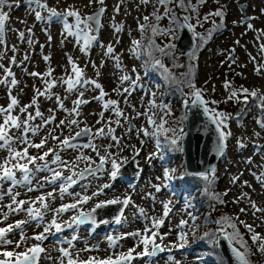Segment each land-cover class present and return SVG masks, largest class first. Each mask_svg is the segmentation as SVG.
<instances>
[{"label":"rangeland","instance_id":"374dc122","mask_svg":"<svg viewBox=\"0 0 264 264\" xmlns=\"http://www.w3.org/2000/svg\"><path fill=\"white\" fill-rule=\"evenodd\" d=\"M197 2L198 0H192L193 4H197ZM8 3L12 6L3 8V11L9 13V20L6 22L2 36L5 43H0V65H3L0 67V81L12 79V77H6L5 73V69H10L18 83L15 86L10 83H0V107H6L10 102L9 92L11 96H15L20 101L21 106L29 104L36 95L35 89L44 91L45 88L42 79L33 77L30 73L43 74L51 67L54 69L52 78L65 77L66 72H70L71 69L67 63V55H71L84 70L87 79L96 80L103 86L107 93L104 99L118 101V107L123 113V116L118 117L113 110H105L103 108L104 101L94 99L99 95V91L92 85H80L78 86L79 91L73 92H67L65 90L66 85H57L51 92L62 98L64 108L67 111L60 110L54 95L51 98L47 96L38 97L39 110L43 113V117L47 119L49 115H54L55 121L43 125V120L36 117L31 122L32 126L42 125V127L34 136L29 133L28 139L32 143H39L41 138L47 137V143L45 147L39 150L28 147L29 155L39 157L48 148L59 150L60 142L53 140L52 136L61 135V129L57 127L61 120L73 118V115L70 114L73 101L79 97V92H83V99L89 102L80 105V115L76 117L80 121L79 127L69 128L65 125L63 136L75 135L85 125L92 129L93 133L101 127L107 132L108 122L111 121V127L115 129L114 135L121 138L120 145L123 151L120 152V156L128 159L134 156V164L128 166L132 172L134 171V174L121 177L114 182L110 180L107 172L98 174V176L87 175L77 185L69 188L63 199L60 198V181H57L55 185L44 183V178L51 175L47 171L34 173L30 185L36 189L34 191H29L28 185L21 184L13 188L12 195H8L11 182H4L0 185V196L3 197L0 199V227L6 226L7 223L15 224L17 220L28 221V223L22 226L23 234L27 237L26 244L21 242L19 249L14 244L0 245V253L3 251H24L26 247L39 243L44 251L39 254L38 264H61L62 260L63 264H67V258L62 257L60 248H68V244L60 241L70 240L75 234L79 239L73 241V247L70 249L74 259L77 253L80 260H87L89 257L98 260H103L109 256L115 258L120 252H127L129 248L135 247L137 240L125 237L116 240L115 247H112L107 237H122L124 233L142 231L146 221L140 215L139 209L141 208L144 209L149 218L164 219V224L159 229L164 239L161 241L157 238L156 242L161 244L165 250L155 257H141L136 255V253L143 251V245H140L135 248L133 254L135 259L131 264H171L168 260L169 249H171V255L181 264H218V260L209 255L211 249L208 244L210 243L207 241L199 242L196 238V230L201 225V221L204 222L207 214L209 216L212 214L217 218L227 215L234 220L239 217V220L251 224L256 232L264 236V212L255 211L250 203V201H254L258 207L259 202H261L263 204L261 208L264 209V183L257 179V177L264 178V130H261L256 123L260 113L254 102H250L252 105H244L235 100L225 102L229 93L224 88L225 81H229L235 89L243 86L249 89H257L264 94V50L260 47L261 44H264V32L261 31L264 30V0H218V2L217 0H205L199 3L202 26L197 27V32L203 30L204 21L201 13L206 14L208 10L214 11L221 6L225 12L223 27L216 30L205 43H201L199 48L195 47L197 44L195 39V46L191 50L195 49L198 57L196 59L198 65L197 85L207 88L205 93L207 99L219 101L213 107L218 111L231 114V119L227 121V124L232 135L227 138L225 149L215 164L214 183L211 185L213 192L220 194L224 203L211 198L210 202L201 199V194L195 188V183L180 173L182 154L174 151L165 142L163 131L157 135L144 136L142 132L139 136L137 135V130L143 128L148 129L149 133L155 132V127L147 122L148 116H152L157 125L161 123V117H163L168 122L164 127H173L180 111L182 115L181 96L178 93H165L162 85L152 80L136 56L129 52L132 40H141L142 38L137 28L138 22L143 23V17L145 15L150 16L154 11V5L159 8V5H156V0H150L148 4L142 3L141 0H104L106 11L101 17V27L95 33L98 35V40L92 43L87 53L80 51L82 40L77 42L74 37L62 35V25L59 22L48 24L46 21H37L34 13L29 10L27 0H8ZM56 3L57 0H49L50 6L56 5ZM242 4L244 5L243 13L239 10V5ZM68 5H75L82 15L90 14L99 7L95 3L89 5V0H60L58 7L63 9ZM117 5L120 6L118 12L116 11ZM160 12H163L162 8ZM243 16L246 19L241 20ZM162 20L168 26L167 17ZM213 20L215 21V18L210 17L205 23H213ZM22 21H26V23H22ZM249 23L253 25L251 29L248 28ZM114 24L120 27L119 32L114 30ZM27 28H32L31 34L27 32ZM19 31L25 32L23 40L19 38ZM49 34L52 37L50 42L48 41ZM29 39L32 40V43L28 42ZM109 43L114 48V55L120 57L122 71L121 68H117L116 62L111 56L105 55ZM13 46H15V51H13ZM44 56H49L50 59L45 61ZM12 57H15V63H12ZM258 67L261 69L259 72L256 70ZM133 68L136 70L135 73L132 71ZM137 73L140 76V81L134 90L129 88L127 82L121 85L120 76L128 74L135 79ZM205 81H207V85H205ZM213 86H215V91L212 90ZM122 88H129V92L125 94ZM152 93H155L156 107H151L149 103L153 99ZM160 105H169L171 115L165 116V110ZM29 111L35 115V106ZM101 112H103V118L100 116ZM138 113H147V115H137ZM13 114L20 115L22 119L25 118L24 114L20 113L19 108H16ZM235 116L238 121H235L237 120L234 119ZM117 120H119V125L116 123ZM97 121H101V123L98 124ZM130 125L131 131H129ZM255 132H259L260 135H254ZM20 134L16 129L12 130L14 137ZM78 140L87 142L88 137L81 136ZM158 141L159 148L157 147ZM238 141H242L244 146L241 147ZM93 142L98 146H103L101 147V154H104V149L109 144L114 143L110 136L95 137ZM27 146L19 141L11 144L12 149L20 151ZM109 150L113 153L118 151L115 146ZM136 150H139L138 157ZM81 153L91 157L97 163L99 162L95 152L91 149L79 148L60 151L62 160L72 164L76 172L87 166L85 160L77 159ZM150 153L155 154L151 159L149 158ZM7 156V149L0 148V161H3ZM249 158L251 159L250 163ZM46 159L51 161V154ZM36 163L42 162L37 160ZM49 166L57 167L53 164ZM29 167H34V165H29ZM106 168H110V165H106ZM165 169L176 170L172 179H164ZM60 170L65 176L70 174L64 169ZM16 176L17 179L22 178L19 171H17ZM209 176L212 177V173H209ZM233 177H238V179L233 182ZM105 183H111L113 186L110 189H105L104 195L95 197L84 204L83 210L89 211L101 200L116 198L123 200L130 197V203L124 206L120 224L112 220L95 226L91 224L80 225L75 228V232L73 229L65 228L62 233L50 235L48 239L43 241H36L32 238L43 231L44 224L52 219L54 209L59 208L61 204L74 202L78 193L83 195L86 192L91 196L99 185ZM41 184L44 186L40 187ZM85 185L88 186L86 189ZM155 185H160L161 190L159 192L156 191ZM261 185H263L262 188ZM49 192L55 196L54 200L47 197ZM213 192L211 191V193ZM16 193H19L16 196L17 200L36 201V198L41 195L47 198L46 202L50 206L49 209L41 208L39 201H36L34 205L44 213L43 222L32 220L26 211L10 210L8 205H11L13 209L16 208V205L12 203V196H15ZM149 193L152 195L149 196ZM194 196L195 199L193 200L192 197ZM164 202H170L169 214L166 217L164 216ZM207 203L209 212L208 209L202 208ZM28 206L29 204H25L24 208L26 209ZM109 206L97 211V220L107 218L119 207V205L112 208ZM241 208L246 211L241 213ZM5 213H7L6 220ZM188 213L196 217L195 225L198 227L195 228L194 234L193 221ZM77 214L78 211L65 212L58 216V222L70 221V217ZM182 219L188 221V226L179 227ZM235 222L251 248L249 257L251 264H264V252L258 251L253 245L248 230L238 220ZM147 223L151 226L150 219ZM52 231L54 232V230ZM181 231L188 234V242L183 249L173 247L174 244H179L178 234ZM165 233L167 235H164ZM8 239L14 242L20 241V230H15L14 234L8 236ZM86 248L91 250H85ZM0 259H6V257L0 255Z\"/></svg>","mask_w":264,"mask_h":264},{"label":"snow or ice","instance_id":"6c2138e0","mask_svg":"<svg viewBox=\"0 0 264 264\" xmlns=\"http://www.w3.org/2000/svg\"><path fill=\"white\" fill-rule=\"evenodd\" d=\"M142 3L148 4L150 0H141ZM202 0H198L197 4H193L192 0H156V5H159L157 8L154 5V11L150 14L151 19L155 21V23H150V16L145 15L143 17V23H139L137 25L138 31L141 33V37H144L145 32H150V35L147 38V43H143V39L137 40L133 39L131 42V47L129 48V52L136 56L140 57L141 55L146 54L147 59L142 64V67L146 70L149 68L156 69L159 71L160 76L163 81L168 84L176 83L178 85L186 86L188 88L187 92H183V88H181L183 99L182 104L185 108L191 107H200L203 109V113L208 117L210 122L215 125L216 132L218 133L217 141L214 147V151L218 154H222L223 150L226 146V140L229 136L232 135L231 131L228 129L227 121L231 119V114L218 111L213 105L219 103L217 100H209L206 98L205 93L207 91L206 87H198L196 83V73L193 71V63L194 59H198L196 52L192 51L187 53L188 56V71L182 72L179 74V78L165 64V59H170L173 61V67L175 68H183L185 65L177 64L175 61L177 60V46L176 41L179 39L181 32L185 29L190 31L193 35V38L198 41L196 44V48H199L201 43H205L208 39L211 38V31L208 33H200L197 32L196 29L198 26H202L201 17L199 14V3ZM218 2V0H217ZM29 10L34 13L35 19L37 21H46L48 24L53 22H59L62 25V35L74 37L77 42L82 40V45H80V51L82 53H87L89 47L92 45L94 41L98 40V37L95 33L101 27V17L102 14L106 11L104 6V0H89V5L95 3L98 4L99 7L91 14L82 15L81 11L75 5H68L67 7L60 9L58 7L60 0H57L56 5L50 6L49 0H27ZM11 7L12 5L8 3V0H0V43H5L2 39L3 33L6 28V22L9 20V13L3 11V8ZM119 5L116 6V11H119ZM163 9V12H160V9ZM178 10L183 11L184 15H179ZM193 14H195V19L193 18ZM225 16V12L223 10V6L217 8L216 10L209 12L204 15L203 20L207 21L210 17H220L223 19ZM167 17L168 26L166 28H162L159 26V21L163 18ZM251 19V18H250ZM22 23H26V21H22ZM213 24L215 21L213 20ZM114 30L119 32L121 29L117 25H113ZM219 27H223V25H218ZM253 25L251 23L248 24V28L251 29ZM29 34L32 33V28L26 29ZM47 31V29H45ZM264 32V30H261ZM19 38L21 40L25 37L24 31L18 32ZM157 37L165 38V42L163 44L156 43ZM52 39L51 35H48V41L50 42ZM29 43H32V40L29 39ZM238 43V42H237ZM103 47V45H101ZM43 47V46H42ZM261 49L264 50V44H261ZM13 51H15V46H13ZM105 55H109L116 62L117 68H121L120 65V57L118 55H114V48L111 43L108 44ZM183 55V53H182ZM27 59V56H25ZM43 59L48 61L50 59L49 56H44ZM12 63H15V57H12ZM67 63L71 66L70 72H66L65 77L62 78H52L54 69L49 67L46 73H38L32 72L30 73L33 77H40L44 83V91L40 89H35L36 95L32 98L29 104H25L21 106L20 101L15 97L11 96L9 92L10 102L6 105V107H0V148H6L8 151V156L0 161V185L4 182H11V186L8 189V195H12L13 188L17 185H28L29 191H34L36 189L32 188L30 185L32 184V179L34 177L35 172L47 171L51 175L44 178V183L55 185L57 181H60V198L63 199L65 193L68 192L69 188L73 185H77L81 180L85 179L87 175H97L107 172L111 181H116L120 179L122 176V167L124 164L128 163L127 157H121L120 152L123 151V148L120 145L119 137L114 135L115 129L111 127V121L108 122L107 132L103 127L96 129L95 133L92 132L87 125L85 127L80 128L79 131L75 133V135L63 136V127L66 125L71 128L73 126L79 127L80 121L76 118L80 115V105L87 104L89 101L83 99L84 93L79 92V97L73 101V107L70 110V114L73 115L71 120H61L59 127L61 129V135L52 136L53 140H58L60 142L59 150L54 148H48L47 151L43 152L39 157L29 155L28 147H34L36 149H41L45 147L47 143V137L41 138L39 143H32L28 139V134L31 133L33 136L36 135L42 125L32 126L31 122L36 119V117H40L43 120V125L51 124L55 121L54 115H49L47 119L43 117V113L39 110L38 97L47 96L51 98V96H55L57 104L60 110L67 111L64 108L62 98L52 93L51 90L55 88L57 85L65 86L67 92L79 91L78 86H88L92 85L95 89L99 91V95L94 97L97 100H103V108L105 110H113L118 117L123 116L122 111L118 107V101L108 99L105 100V96L107 93L104 91L103 86L98 83L96 80H90L85 77L84 70L79 66V64L73 59L71 55H67ZM95 66V65H94ZM3 67V65H0ZM123 69L121 68V71ZM257 72L261 69L258 67ZM135 73V68L132 69ZM6 77H12L10 81L7 79L0 81V83L8 84L10 83L12 86L17 85L18 81L15 79L14 73L10 69H5ZM99 75V73H97ZM121 85L125 82L129 84V88L132 90L135 89L136 85L140 81V76L137 73L135 79L131 75L124 74L119 77ZM205 85H207V81H205ZM142 87V86H141ZM129 88H122V91L127 94L129 92ZM224 88L228 91V96L225 102L235 100L238 103H243L244 105H249L250 102H254L256 109L260 113V116L257 118L256 123L260 127L261 130H264V94H262L257 89H249L247 87L240 86L239 89H235L231 86L229 81H225ZM213 91H215V86H213ZM115 91V89H114ZM153 99L149 102L151 107H156L155 101V93H152ZM35 106L36 111L35 115L29 109ZM160 107L165 110V116L171 115V107L169 105H160ZM16 108H19L21 114H24V117L20 115H14L13 112ZM137 115H147V113H138ZM155 115V114H153ZM101 118H103V112L100 113ZM187 119L186 114L182 115L179 118V125L177 127H164L168 122L166 119L161 117V123L157 125L156 121L153 120L152 116H148V124L153 125L155 127V132L149 133L148 129L143 128L137 130V135L139 136L141 132L144 136L149 135H157L161 131L166 135L169 145L172 147L174 151H184L182 147V140L186 136L184 131L183 122ZM97 123H101V121H97ZM117 125H119V120L116 121ZM16 129L21 134L19 136H13L12 130ZM129 131H131V125L129 127ZM168 133H171V136H167ZM254 135L259 136V132H255ZM84 136L88 137L86 143L78 144L76 141L79 137ZM110 136L111 140L114 142L113 144H109L107 148L104 149V154H101V147L96 145L93 140L95 137H103ZM21 142L26 145L22 151L14 150L11 148V144L14 142ZM143 143V141H141ZM238 144L243 147V142L238 141ZM115 146L118 151L116 153L111 152V149ZM134 147V146H132ZM157 147H160L159 141L157 142ZM91 149L95 152L98 157V163L94 161L89 156H84L83 153L77 159H83L86 161L87 166L76 172L75 167L70 164L68 161L62 160L60 151L65 149ZM51 154L52 160L48 161L46 158ZM155 155L153 153L149 154V158ZM136 156H139V150H136ZM37 160L42 163L37 164ZM24 161V162H21ZM251 159L249 158V163ZM56 165V168H52L49 165ZM29 165H34V167H29ZM93 165H95L93 167ZM106 165H110V168H106ZM60 169H64L68 171L70 174L65 176ZM19 171L22 174L21 179H17L16 173ZM175 169H165L163 176L164 179L170 180L173 178L175 174ZM212 177L210 178L208 171H201L196 173L197 176L203 178L206 181V186L204 191L207 193L209 191V187L214 183L215 177V168L211 169ZM157 179H160L157 177ZM238 177H233V182L237 180ZM258 180H261L264 183V178L257 177ZM245 183H247L245 181ZM44 185L41 184L40 187ZM113 185L111 183H105L103 185H99L97 190L92 192L91 196L88 194H76V198L72 203L61 204L59 208L53 210L52 219L44 224L43 231L39 234L32 237L36 241H43L49 238L50 235L60 234L65 228L73 229L75 232V228L83 225L85 223H89L93 226L97 225L98 221L96 219V213L101 208H106L109 205H123L127 206L130 203V197H126L123 200L116 199H108L98 201L94 207H92L89 211L85 212L83 210V205L87 204L90 200L95 197H99L100 195H104L105 189H110ZM85 189L88 187L84 186ZM156 191L159 192L161 190L160 185H155ZM71 195V193H69ZM19 193H16L15 196H12V203L16 205V208H12L11 205H8L10 210L20 212L26 211L28 215L32 218V220H36L38 222H43L44 213L41 212L40 208H36L34 205L36 201L40 202L41 208L47 210L49 209V204L46 202V197L41 195L36 198V201H25V200H17L16 196ZM149 196L152 194L149 193ZM227 195V193H224ZM47 197H51L53 200L55 196L53 193L49 192ZM3 197L0 196V199ZM211 199L218 200L220 203H224V201L220 198V194L215 192L211 193ZM169 203L164 202V216L166 217L169 214ZM253 209L257 212H264V209L257 207L254 201H250ZM29 204V206L25 209L24 205ZM68 211H78L77 215H73L70 217V221H62L58 222V216L62 215ZM140 215L144 217L146 223L144 229L136 230L129 233H124L122 237H114L108 236L107 239L109 241L110 246L115 247V242L118 239H122L125 237H131L137 240L135 247H131L127 250V252H120L115 258L109 256L103 260H98L94 257H89L87 260H80L79 254H76V258H73V253L70 249L73 247V241L79 239L77 235H73L70 240H62L61 243H67L68 248H60V252L62 257L67 258V264H131V262L135 259L133 255L135 253V248L143 245V251L136 253L137 256L141 257H155L158 253L163 252L165 249L161 244L157 243V238L161 241L164 239V236L160 234L159 229L164 224V219H157L155 217L149 218L144 209H139ZM246 210L244 208L240 209L241 213H244ZM5 215V220L7 219V213ZM190 219L193 221V234L195 232V228L198 227L195 225L196 217L191 213H188ZM123 217V207L120 210V214L113 217L115 223L120 224L122 222ZM151 220V226L147 223L148 220ZM236 220L242 224L248 232L251 234V240L253 245L256 246L257 250L260 252H264V236L261 233L256 232L251 224L246 223L243 220H239V217H236L235 220L232 217L227 215H222L219 218L216 217H205V223L211 221L217 227L213 230L204 233L205 239H208L209 242L213 245V247H217L221 238L226 240L231 247V251L233 253L235 264H251L249 259L251 254V248L249 247L247 241L243 238V235L240 233V230L237 226ZM107 219L99 221V223H108ZM28 223V221L17 220L15 224L7 223L6 226L0 227V245H15L17 249L21 247V242L26 244L27 237L23 234V225ZM75 226V227H74ZM188 226V221L181 220L179 227L184 228ZM231 229V231H229ZM15 230H20L21 232V240L13 241L8 239L9 235L14 234ZM54 230V232L52 231ZM164 235H167L165 233ZM187 233L181 231L178 234L179 244H174L173 247H179L183 249L187 244ZM238 245V246H237ZM91 250V249H85ZM44 249L40 247L39 243L33 244L31 247H26L24 251H3L0 253L6 259H0V264H38L39 254L43 252ZM169 251L168 260L171 264H181L180 261L176 260L175 257L171 255V249ZM63 264V260L61 262ZM218 264H224L223 260L218 261Z\"/></svg>","mask_w":264,"mask_h":264},{"label":"water","instance_id":"95a60500","mask_svg":"<svg viewBox=\"0 0 264 264\" xmlns=\"http://www.w3.org/2000/svg\"><path fill=\"white\" fill-rule=\"evenodd\" d=\"M239 10L241 13L244 12V5H239ZM93 13V12H92ZM91 14V13H90ZM246 19L245 16L241 17V20ZM195 45V39L190 31L187 29L183 30L176 41L177 54L182 55L190 52ZM182 114L187 116V119L183 122L184 131L186 136L182 140V160L183 167L187 174L196 175V173L201 171L211 172V169L215 167V164L221 154L214 151V147L217 141L218 133L216 132L215 125L210 122L208 117L203 113V109L200 107L185 108L182 105ZM78 144L86 143L85 141L77 140ZM225 149V148H224ZM224 151V150H223ZM134 164V156L128 159V163L124 164L122 167V177L131 176L134 174L128 166ZM118 206L111 205L110 208ZM124 206L119 205L116 211L110 214L107 218L109 222L113 220V217L120 214L121 208ZM103 209V208H101ZM213 217V216H211ZM104 220V219H101ZM97 220L99 224V221ZM89 223L83 224V226ZM105 224V223H103ZM214 226V224L212 223ZM225 261V264H235V259L231 251V247L228 242L221 238L219 245L216 247Z\"/></svg>","mask_w":264,"mask_h":264},{"label":"trees","instance_id":"16d2710c","mask_svg":"<svg viewBox=\"0 0 264 264\" xmlns=\"http://www.w3.org/2000/svg\"><path fill=\"white\" fill-rule=\"evenodd\" d=\"M203 1H205V0H202V2ZM200 5V4H199ZM200 7V6H199ZM177 11H178V14L179 15H184L185 13L183 12V11H181V10H178L177 9ZM209 12H212L211 10H208L207 11V13H209ZM206 13V14H207ZM201 15H202V19H203V17H204V15L205 14H202L201 13ZM193 18L195 19V14H193ZM215 18V24H213V23H205L206 21H204V25H203V30L200 32V33H208L209 31H211V33L213 34V33H215V31L216 30H218V29H220L221 27H217L218 25H221L222 23H223V19H221L220 17H214ZM164 19V18H163ZM164 20H161V21H159V26L160 27H162V28H166L167 27V25L163 22ZM150 23H155V21H153L152 19H150ZM223 25V24H222ZM199 32V31H198ZM150 35V32H145V34H144V37L143 38H141V39H143V43H147V38H148V36ZM96 36H98L97 34H96ZM165 42V38H163V37H157L156 38V43H158V44H163ZM196 42L198 43V41L196 40ZM193 51H195V49L193 50ZM190 52H192V51H190ZM196 52V51H195ZM189 53V52H188ZM176 55H177V60L175 61V63H177V64H183V65H185V67H183V68H175V67H173V61L172 60H170V59H165V64L170 68V69H172V71L174 72V73H176V75L178 76V78H179V74L180 73H182V72H187L188 71V67H187V65H188V56H187V53L186 54H183V55H180V54H177L176 53ZM196 55H197V52H196ZM138 60H139V63H140V65H142L143 63H144V61L147 59V55L146 54H144V55H141L140 57H136ZM192 63H193V65H194V67H193V71L197 74V71H198V65H197V60L196 59H194L193 61H192ZM143 68V67H142ZM143 69H145V68H143ZM146 70V69H145ZM146 73L149 75V76H151L152 77V80H155V81H157L159 84H161L162 85V87H163V91L165 92V93H167V94H171V93H178L180 96H181V98L183 99V95H182V91H181V88H183V92H187L188 91V88L186 87V86H182V85H178V84H176V83H173V84H168V83H166L165 81H163V79H162V77L160 76V73H159V71H157L156 69H152V68H149V69H147L146 70ZM198 87H201V86H199V85H197ZM250 105H252V103L250 104ZM182 115H181V111H180V114H179V116H178V119H177V121H176V124H175V126H173V127H177L178 125H179V123H180V121H179V118L181 117ZM234 119H237L236 121H238V118L235 116L234 117ZM172 134L171 133H168L167 134V136H171ZM164 140H165V142L169 145V142H168V139H167V137H166V135H165V137H164ZM172 148V147H171ZM176 152H180V151H176ZM180 173L182 174V175H184V176H186L190 181H192L193 183H195V188L196 189H198V191L200 192V194H201V199H205V200H208V202H210V197L211 196H209L210 195V193H211V191L213 192V188L210 186L209 187V191L206 193L205 191H204V189H205V186H206V181L203 179V178H201V177H199V176H197V175H188L185 171H184V169H183V165H182V162H181V160H180ZM210 178H211V176H210ZM196 189H195V191H196ZM207 196V197H206ZM192 199L194 200L195 199V196L194 197H192ZM200 203V202H199ZM201 204V203H200ZM197 205H199V204H197ZM203 205V204H202ZM204 210H206V209H208V212H209V205H208V203L207 204H205L203 207H202ZM206 217H209V215L207 214L206 215ZM217 218V217H216ZM202 223H201V225L197 228V232H196V238H197V240L199 241V242H205V241H207L208 243H210L209 242V240L208 239H205V238H203L204 237V233L205 232H208V231H210V230H213L214 228L212 227V225H211V221H209L208 223H205V220H204V222L203 221H201ZM231 229H229V231H230ZM243 238L244 239H246V237L245 236H243ZM209 245V247H210V256L212 257V258H215L216 260H218V261H220V260H223L222 259V257L220 256V253H219V251L217 250V248L216 247H213V245L210 243V244H208ZM223 262H224V260H223ZM224 264H225V262H224Z\"/></svg>","mask_w":264,"mask_h":264},{"label":"bare ground","instance_id":"6f19581e","mask_svg":"<svg viewBox=\"0 0 264 264\" xmlns=\"http://www.w3.org/2000/svg\"><path fill=\"white\" fill-rule=\"evenodd\" d=\"M263 187V185H261V188ZM263 206V204L261 202H259L258 207L261 208ZM97 232V231H96Z\"/></svg>","mask_w":264,"mask_h":264}]
</instances>
